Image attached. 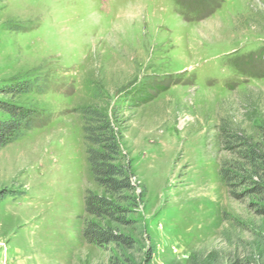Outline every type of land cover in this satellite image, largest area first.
I'll use <instances>...</instances> for the list:
<instances>
[{
  "label": "rangeland",
  "instance_id": "1",
  "mask_svg": "<svg viewBox=\"0 0 264 264\" xmlns=\"http://www.w3.org/2000/svg\"><path fill=\"white\" fill-rule=\"evenodd\" d=\"M25 80L0 94L36 112L0 149V264H264V159L229 137L264 156V0H0V89ZM85 106L144 186L128 223L97 221L129 248L81 235L103 193Z\"/></svg>",
  "mask_w": 264,
  "mask_h": 264
},
{
  "label": "trees",
  "instance_id": "2",
  "mask_svg": "<svg viewBox=\"0 0 264 264\" xmlns=\"http://www.w3.org/2000/svg\"><path fill=\"white\" fill-rule=\"evenodd\" d=\"M34 87L39 89L41 86L25 80L0 89V94L12 99L31 92ZM0 112L5 116L0 118L1 149L33 127L36 112L12 100L8 102L0 100ZM79 112L83 119L81 131L89 171L96 185L103 190L101 195L88 191L84 197L83 210L95 219H84L81 235L89 244L115 243L125 248L132 247L130 238L118 232H111L105 224L101 225L97 221L108 219L120 224L128 223L129 207L135 206V203L143 197L144 186L136 181L130 159H127L121 150V134L114 129L108 116L91 106H85ZM229 137L244 147L243 158L251 165L264 159L256 145L246 144L247 142L242 141V137L236 133H232ZM220 173L226 184L236 185L244 181L224 168H221ZM138 186L141 187L140 190H137ZM116 264H125V262Z\"/></svg>",
  "mask_w": 264,
  "mask_h": 264
}]
</instances>
